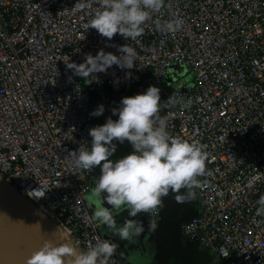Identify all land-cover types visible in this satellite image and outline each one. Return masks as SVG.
<instances>
[{
    "label": "built area",
    "instance_id": "obj_1",
    "mask_svg": "<svg viewBox=\"0 0 264 264\" xmlns=\"http://www.w3.org/2000/svg\"><path fill=\"white\" fill-rule=\"evenodd\" d=\"M76 2L0 0V174L86 251L105 239L88 196L93 170L69 167L67 155L91 149L89 129L114 103L157 86L162 101L178 98L162 112L168 131L205 145L212 173L199 178L198 211L180 224L184 235L214 250L210 264H264V0H165L154 19L179 16L182 29L164 35L149 23L137 42L86 31L96 7L79 11ZM126 43L136 67L85 79L104 106L98 119L66 63L101 49L119 55ZM160 210L142 214L150 227ZM111 264L123 262L114 254Z\"/></svg>",
    "mask_w": 264,
    "mask_h": 264
},
{
    "label": "clouds",
    "instance_id": "obj_2",
    "mask_svg": "<svg viewBox=\"0 0 264 264\" xmlns=\"http://www.w3.org/2000/svg\"><path fill=\"white\" fill-rule=\"evenodd\" d=\"M93 5L96 11L86 24V31L95 29L109 41L119 34L126 41L137 42L145 35L149 23L158 33L175 35L184 24L179 16L163 21L154 19L165 8V0H77L74 8L85 11ZM117 50L119 55L103 49L96 55L86 54L83 62L69 61L66 68L75 76L97 79L95 74L106 73L113 65L122 70L136 67L138 53L134 47L126 43L117 46ZM177 104L178 98L173 95L162 101L161 90L154 85L144 92L125 96L119 107L112 109L118 119L110 116L105 123L89 129L91 149L79 147L67 155L69 167L86 172L100 167L91 193L98 200L93 219L128 244H134L144 232L143 223L136 217L158 212L170 192L178 203L195 200V189L202 187L199 178L212 175L207 169L206 146L173 137L168 131L169 118L162 112ZM103 112L104 106L100 105L90 115L98 117ZM125 141L133 151L115 161L110 159L116 152V142ZM105 202L111 207H105ZM258 204L257 215L264 216V194L260 195ZM124 210L128 218L118 225L116 216ZM118 247L111 239L97 237L94 244L82 251L69 243L45 239L26 264H111Z\"/></svg>",
    "mask_w": 264,
    "mask_h": 264
},
{
    "label": "crops",
    "instance_id": "obj_3",
    "mask_svg": "<svg viewBox=\"0 0 264 264\" xmlns=\"http://www.w3.org/2000/svg\"><path fill=\"white\" fill-rule=\"evenodd\" d=\"M119 159V158H111ZM97 168V175H100V167ZM93 169V182L89 192V201L95 209L98 200L92 196V189L94 187V171ZM105 207H111L106 202ZM194 209L198 211V204L194 203ZM127 210L121 211L116 216L118 225H122L123 221L128 218ZM175 218L172 215L169 219L164 218L160 226L150 227L146 222L143 215L136 217L135 219L141 221L144 226V232L136 240L134 244H128L126 241L119 240L118 237L113 236L110 230L106 229L105 226L101 225V230L105 239H111L116 242L119 247L117 249V256L123 262V264H210L214 258V250L211 247L203 245L198 242H191L189 237L180 233L179 236L174 237L170 235L167 228V223H170ZM183 221H180V224ZM163 227V228H162ZM163 229L164 231L161 232ZM159 230V231H158ZM66 243L76 246L80 250L84 251L80 246L70 238L65 237ZM65 243V241H64Z\"/></svg>",
    "mask_w": 264,
    "mask_h": 264
},
{
    "label": "rangeland",
    "instance_id": "obj_4",
    "mask_svg": "<svg viewBox=\"0 0 264 264\" xmlns=\"http://www.w3.org/2000/svg\"><path fill=\"white\" fill-rule=\"evenodd\" d=\"M173 68L174 71H177L179 67L178 65H174ZM189 76V73L185 72L183 74L185 79H188ZM95 103L99 106L101 105L98 100H96ZM119 104L120 103H114L111 109L118 108ZM112 160L115 161L117 159ZM97 173V168H95L94 180L98 178ZM15 193L23 198L21 193H17L16 191ZM2 201L3 200H0V215L3 217L0 216V250L3 258H5L8 264H26L27 258L33 251L38 250V248L42 246L45 239H51L54 243L64 241L66 243V235L62 227L53 219L46 217L34 202H32V207H34L33 211L27 210V212H29L27 215L22 212L18 213L17 209H15L17 213L14 209L13 211L15 213H13L12 208L7 206L5 201ZM180 233H183V231Z\"/></svg>",
    "mask_w": 264,
    "mask_h": 264
},
{
    "label": "water",
    "instance_id": "obj_5",
    "mask_svg": "<svg viewBox=\"0 0 264 264\" xmlns=\"http://www.w3.org/2000/svg\"><path fill=\"white\" fill-rule=\"evenodd\" d=\"M80 80L82 82L83 89L88 93L91 102L95 104L97 100V93L95 92L93 86L89 82H87L84 78H80ZM166 80L169 81V77H167ZM110 116L113 120L118 119L117 115L110 114L106 116V120ZM116 143H117L116 152L114 153L112 157H110V159L111 158H122L123 156L133 151L131 144L128 143L127 141H125V143L123 144H120L119 142H116ZM0 183L7 185L8 187L15 190L17 193L19 192L14 186H12L9 182H7L1 174H0ZM22 196H23V200L27 202L29 201L28 203L32 205V202L28 198L24 197L23 194ZM194 203H195V200L191 202H187V203H178L175 200V194L170 192V194L163 199V206L161 207V210H160V217H159L157 226H159V224L163 222L164 218L169 219L172 215H174L175 218L172 221H170V223H167V228H168V232L170 233V235H173L174 237H178L179 231H180V221L188 220L191 216H193L196 213L194 209ZM45 216L48 217L47 215ZM160 227H161V224L158 227V229H160ZM161 230H162L161 232L164 231L163 229ZM65 235L66 237H68L66 233ZM189 240L193 243L198 242V240L194 238H189ZM0 264H8L5 258H3L1 254V250H0Z\"/></svg>",
    "mask_w": 264,
    "mask_h": 264
},
{
    "label": "bare ground",
    "instance_id": "obj_6",
    "mask_svg": "<svg viewBox=\"0 0 264 264\" xmlns=\"http://www.w3.org/2000/svg\"><path fill=\"white\" fill-rule=\"evenodd\" d=\"M5 184H1L0 183V200H3V201H5L6 203H7V206H9L10 208H12V211H13V209L15 210V209H17L18 211V213H20V212H22V213H24V214H29V212H27V210L28 211H33V209H34V207H32V205L31 204H29L27 201H25V200H23V198L20 196V195H18V194H16L15 193V191L12 189V188H8V186L7 185H5ZM2 201V202H3ZM1 204H5V203H1ZM2 206V205H1ZM6 206V205H5ZM3 208V207H2ZM30 209V210H29ZM4 210V209H3ZM11 210V209H10ZM9 212V211H8ZM15 212H16V210H15ZM14 211H13V213H15ZM16 212V213H17ZM1 216V215H0ZM15 216V215H14ZM2 217V216H1ZM3 218V217H2ZM9 218V217H8ZM1 220H3V219H1ZM12 220V219H11ZM9 221V220H8ZM12 222V221H11ZM45 222H47V221H45ZM6 223V222H5ZM46 225V224H45ZM48 225H49V223H48ZM7 226V225H6ZM47 226V225H46ZM48 227V226H47ZM7 228V227H6ZM52 228V227H51ZM50 228V229H51Z\"/></svg>",
    "mask_w": 264,
    "mask_h": 264
},
{
    "label": "trees",
    "instance_id": "obj_7",
    "mask_svg": "<svg viewBox=\"0 0 264 264\" xmlns=\"http://www.w3.org/2000/svg\"><path fill=\"white\" fill-rule=\"evenodd\" d=\"M99 105L98 104H96V107H98ZM104 117V112H103V114L102 115H100V116H98L97 118L98 119H102Z\"/></svg>",
    "mask_w": 264,
    "mask_h": 264
}]
</instances>
